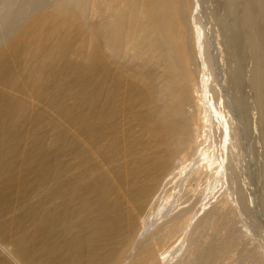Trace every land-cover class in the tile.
I'll use <instances>...</instances> for the list:
<instances>
[{
    "label": "rangeland",
    "instance_id": "1",
    "mask_svg": "<svg viewBox=\"0 0 264 264\" xmlns=\"http://www.w3.org/2000/svg\"><path fill=\"white\" fill-rule=\"evenodd\" d=\"M39 1L0 0V108H16L0 133V243L21 264H264V136L249 45L253 29L264 50V7L199 0L197 12V0H172L187 49L171 83L173 56L146 46L155 13L146 0H44L42 10ZM34 18L33 42L13 44ZM198 25L208 29V64ZM204 68L213 107L232 114L236 145L205 210L227 201L190 234V253L180 215L199 192L182 180L200 157L178 145L180 129L162 134L157 114L199 123ZM209 113L224 143L223 120ZM0 264L18 263L0 247Z\"/></svg>",
    "mask_w": 264,
    "mask_h": 264
},
{
    "label": "bare ground",
    "instance_id": "2",
    "mask_svg": "<svg viewBox=\"0 0 264 264\" xmlns=\"http://www.w3.org/2000/svg\"><path fill=\"white\" fill-rule=\"evenodd\" d=\"M42 1H39L40 3L38 5L39 7H41V10L47 5L44 0ZM114 1L116 0H106L108 6H110L111 3H113ZM253 1L255 2L257 6L261 5V7H264V0H253ZM149 2L152 3V5H150ZM149 2L148 0H146L145 8H148V9L152 8L155 10V13H151L150 14L151 17H147V21H146L147 25L151 24V26L150 27L145 26L144 28L145 31L149 32V36H147L149 40L147 41L146 46H148L150 49L158 48L160 51L159 54H162L165 52L168 55L169 53L170 60L173 56V60H171V62L168 63V68L166 69V75L172 83L173 81H175L173 72H176L175 63L177 61V56L180 58L182 52L187 49V42L184 39L179 40V37L177 36L178 34L177 33V19L175 16L173 1L172 0H149ZM197 4H198V7H197V12H198L199 9H201L199 0H197ZM249 6L254 7L253 2H250ZM57 10L60 11V8ZM263 18H264V15H263ZM37 19L38 18H34L32 21H30L25 26L19 29V31L17 32V38L13 42V44L18 43L19 41L25 44L29 43L30 41L33 42L32 40L34 37H33V33L30 30ZM251 19H253V17H251ZM250 21H251L250 11H249V8L247 7L246 12H245L244 24L247 25L248 27V24ZM182 28H184V26ZM151 33L153 35L152 38H150ZM181 34L182 33H180V35ZM249 34H250L249 45H250V49L251 48L253 49L251 50H252V55H253L252 57L254 59V64L251 70V87L255 91V99L257 100V104H258L257 107H259L260 109V121H261V124L263 125L262 135L264 136V52H263L264 50L261 47L260 39L259 38L255 39L254 37L256 36L255 31L251 29ZM208 35H209L208 29H204V27L200 25L197 26L198 52L200 53V56H203L205 58V63L207 64L210 62V60L208 59L209 51L206 48L204 42H205V38ZM261 39H263V37H261ZM165 53H164V56H165ZM7 57L8 56H6L5 60H7ZM3 58L4 56L0 54V60ZM11 60L12 58H10L9 61L7 60L8 62L6 63V65H8V63L11 64L10 63ZM208 69L205 70L204 68L205 75L203 74V78L201 79L202 80V83H201L202 89H201V94H200V99H202L201 109L205 111V114L199 118V123L194 121L193 123H186V124H183L181 127H179L177 125V118L172 117L173 113L169 112L168 110H164L157 114L158 130L162 134H166L170 131H174V130L176 131L180 129L178 145L187 149L189 153H191L194 149H197V154L200 157L199 161L197 162L193 161L190 167L183 171L184 175H183V180H182L183 182L185 181L188 182V185L190 186V190L198 191L199 200L201 199V206L198 207L197 211H196L197 201L199 200L194 202V200L197 198L190 199L192 202H194L192 203L187 199L185 202L187 206L182 210L181 215H180V217H183L184 223H185L184 227L182 228L185 231H188V230L190 231L187 237L188 245L185 244L187 249L189 245L192 247L190 253H192L194 248H198V241H195V239L192 237L189 238L190 234L193 233L194 231H198V229L201 226L204 227L208 223H211L213 220V217L216 214L217 208L221 206L222 204H224L225 201H227V198L223 197V199L219 201L217 205L214 206L211 210L207 211L211 206L207 210H205L206 205L209 202V200L216 195V193L219 191L221 186L224 184L222 180L226 176V171L228 169L227 166L230 163V162L228 163L229 161L228 159L231 157L230 156L228 158V156L232 155L233 147H235L236 145L233 143V140L231 141V134H230V131L232 130V127L234 124L233 117L231 116L232 114H230L228 111V115L230 116V118H228V115L224 114L222 110L216 111L215 108L213 107V104L211 103L212 101H210L209 92H210V84H211L210 82L212 80V75L211 73L210 75L208 74ZM179 100L181 101V98H179ZM210 109L213 112L219 114L223 120V129H224L223 132L225 133V136H226L225 142H224L225 143V147H224L225 153L224 154L221 153L222 148L220 147L221 143L223 142L221 143L218 142V140L216 139L215 130L210 125V121H211V117H210L211 115L209 113ZM14 112H16V108H13L10 106L0 108V133H4L6 131L8 132L9 126L6 122V119L10 118L11 115H14L15 114ZM203 129H205V131L203 132V134H201ZM219 154H221V157L219 156ZM186 167H187L186 165L183 166V168H186ZM202 210L205 212L203 213V216H200L199 218L198 214H200L199 212ZM195 217H196V220H195ZM226 238L224 239L225 246L223 248L220 247V249L218 250L219 253L227 252L229 250L228 246L232 243L234 239L232 236L229 238L228 237ZM0 247L16 263L21 264L14 257V255H12V253L7 248H5L1 243H0ZM214 250L215 249H213V251ZM199 254H201L202 258L205 256L204 260H209V257L212 256L210 253H205L204 251H201ZM163 258H166V257L163 256Z\"/></svg>",
    "mask_w": 264,
    "mask_h": 264
}]
</instances>
